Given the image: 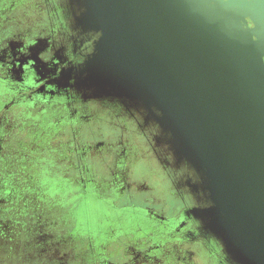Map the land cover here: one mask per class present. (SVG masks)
I'll list each match as a JSON object with an SVG mask.
<instances>
[{
	"label": "water",
	"instance_id": "95a60500",
	"mask_svg": "<svg viewBox=\"0 0 264 264\" xmlns=\"http://www.w3.org/2000/svg\"><path fill=\"white\" fill-rule=\"evenodd\" d=\"M72 6L74 27L102 32L82 84L146 113L176 154L212 174L206 227L233 262L264 264V0Z\"/></svg>",
	"mask_w": 264,
	"mask_h": 264
},
{
	"label": "flooded vegetation",
	"instance_id": "af4514ba",
	"mask_svg": "<svg viewBox=\"0 0 264 264\" xmlns=\"http://www.w3.org/2000/svg\"><path fill=\"white\" fill-rule=\"evenodd\" d=\"M31 1L20 0L10 12L9 8L1 12L0 80L19 89L10 95L2 110L27 117L43 116L44 121H48L51 119L46 118V113L54 107L55 117L52 122H44V127L50 137H54L60 128H66L70 135L66 148L75 158V167L64 174L58 185L70 189L83 208L90 207L85 216L88 228L81 230L86 241L78 243L73 251L70 248L54 251L52 259L57 262L55 264H66L71 260L76 264H201L197 258L199 249L208 255V264H226L222 263L228 262L226 257L223 259L228 253L225 241L212 234L196 216L201 214L198 212L201 209H196L199 214L184 209L196 206L198 200L188 195L177 200L176 196L171 199L162 193H150L141 177L132 182L135 184L132 193L123 191L131 181L128 180L130 177L120 175L133 174L128 173L129 167L113 172V158L127 156L131 150L128 146H116L109 132L110 125L116 123L121 126L128 123L126 130H131L132 116L125 106L107 107L109 104H106L104 107L100 99L88 106L83 103L84 91L79 94L74 88V74L67 79L63 73H69V70L73 73L78 67L73 64L84 55L85 59L88 57L85 54L87 49L80 51L82 40L88 33L71 27L74 21L70 24L69 18L60 12V0H35L34 9ZM25 4L27 6L22 7ZM12 24L17 29L15 34ZM21 24L24 30L20 29ZM10 34L18 37L30 34L32 44L5 48L4 37ZM118 115H123V120L115 122L120 118ZM107 116L114 120L107 121ZM7 130L1 131L0 143L8 138ZM3 156L1 151L0 162ZM0 175L4 174L0 171ZM95 175H113L116 180L113 176L100 179ZM104 186L110 189L104 190ZM4 199L0 194V202ZM173 204L176 208L171 207ZM208 204L205 200L199 203L203 207ZM52 224H57V219L51 216L48 223L41 225L42 241L50 234L45 229H51ZM52 233L59 234L58 231ZM62 233L65 236L73 234L69 229ZM34 235L37 236V230ZM23 257L26 256L23 254ZM42 261L39 260V264Z\"/></svg>",
	"mask_w": 264,
	"mask_h": 264
},
{
	"label": "rangeland",
	"instance_id": "374dc122",
	"mask_svg": "<svg viewBox=\"0 0 264 264\" xmlns=\"http://www.w3.org/2000/svg\"><path fill=\"white\" fill-rule=\"evenodd\" d=\"M19 3L20 0H0V11L9 8L10 12ZM26 4L22 7H26ZM2 22L0 20V23ZM20 26V29H25L23 24ZM13 27L15 28L14 24L11 25V28ZM16 30L15 28L13 34L17 32ZM1 40L0 35V48L3 41ZM4 40L3 47L13 48L16 44L30 46L33 38L30 34L19 35V37L10 34L6 35ZM84 63L74 68L73 73H70V70L69 73H63V77L67 79L72 78L74 74L75 83L73 86L79 94L84 91L83 103L88 106L89 103L100 99L103 101L104 107L106 104H109L107 107H118L119 105L124 107L123 104L112 98L91 96L94 89H89L87 85L84 86L79 78ZM2 81L3 83L0 80V133L2 130L8 129L9 136L0 143L2 146L0 152L2 151L4 155L0 162V171L4 174L0 175V194L5 198L0 202V264H39V260L42 261L44 258L48 259L46 262L42 261V264H55L57 262L52 259L55 257L53 252L67 248L75 250L78 243L86 241L85 234L81 230L88 228L85 216L90 207L83 208L70 189L58 185L64 179V174L70 173L71 168L75 167V158L66 148V140L70 135L66 128H60L57 132L55 131L54 137H50L47 128L44 127V122H52L55 117L56 112H54L53 106V109L46 113V118L51 119L48 121H44L43 116L27 117L2 110L10 95L19 91L15 85L6 84L7 82L3 79ZM4 113L5 115H3ZM106 118L107 121L114 120L109 116ZM107 189L110 188L104 186V190ZM51 216L57 219V224H52L51 229H45L47 234H50L46 235V240L42 241L41 225L48 223ZM204 226L206 227V225ZM68 229L73 234L62 235V232L68 231ZM36 230L37 236L34 235ZM54 231H58L59 234L52 233ZM198 251L197 258L200 263L208 264V255L203 250L199 249ZM226 252L228 253L223 259L225 260L226 257L228 262L222 259L224 261L222 263L250 264L248 262L235 263L230 258L229 248ZM49 253L50 257H48ZM23 254L26 256L25 258ZM66 264H76V262L71 260Z\"/></svg>",
	"mask_w": 264,
	"mask_h": 264
},
{
	"label": "crops",
	"instance_id": "0c3cea01",
	"mask_svg": "<svg viewBox=\"0 0 264 264\" xmlns=\"http://www.w3.org/2000/svg\"><path fill=\"white\" fill-rule=\"evenodd\" d=\"M72 2L73 0H60V3L58 4H61L60 7L62 9L59 8V10L67 19L69 18L68 20L70 21V24L72 23L71 21H74L75 24L76 16L73 10ZM31 3L34 9L36 7V1L32 0ZM6 9H2V12ZM74 24H71V27H73ZM73 28L79 29L81 32H86L80 27ZM124 108L127 112H129L130 115H128L132 116V120H130V122H133L132 129L129 131L126 130V126L129 128L128 123L122 126L120 123H116L115 125H110L111 133L109 132V134H112V139L115 141L116 146L120 148L122 146H128L131 150V153L127 156H118V159L113 158V172H119L122 169L129 167L128 173L133 174L120 175L130 177L128 180L131 181L128 187L123 188V191H128L129 194L132 193L133 190H135L133 188L135 184L132 182L135 178L141 177V180H145V184L149 190L148 192L150 193H162L164 195H168L171 199L176 196L177 200H182L181 196L183 198L185 195L191 196L193 200H198V204H196V206H186L184 209H192V212L195 214H199L196 209H201V211H198L201 214L196 216H199V218L202 219V222L205 223L203 217H206V212L211 213V210L215 208V203L213 201V197H215V195H213L212 191V176H206L212 174L207 173L201 167L189 163L176 154L170 144L163 139L164 132L160 125L148 118L146 113H141L132 107ZM115 116L117 115L115 114ZM118 116L120 118L118 120L115 119L116 122H119L121 118L123 120V115ZM157 125L159 126V130ZM185 163L189 165L190 169L195 171L198 179L194 180L192 177H189L190 172L184 165ZM103 170L104 172H107L106 169ZM97 176L112 177L113 175ZM200 192L204 196L201 195ZM129 194L126 195L128 196ZM202 200L208 202V206L203 207V205H199L200 202L202 203ZM171 207H175V205L173 204ZM186 212L187 211L184 212V218L186 217ZM210 223L212 224V222ZM209 231L221 238L219 232L215 230V227L209 228Z\"/></svg>",
	"mask_w": 264,
	"mask_h": 264
},
{
	"label": "clouds",
	"instance_id": "9594fccd",
	"mask_svg": "<svg viewBox=\"0 0 264 264\" xmlns=\"http://www.w3.org/2000/svg\"><path fill=\"white\" fill-rule=\"evenodd\" d=\"M102 36V32L100 31H96L94 33H88L87 35H85V39H83V43L81 44L80 46V51H84V49H87V51L85 52L86 55H91L93 54L94 52V44L96 41H98ZM90 37V38H89ZM85 62V55L83 56V58L73 64V66H79V65H82L83 63ZM158 127V130H159V126L157 125ZM187 169L189 170L190 172V176L189 177H192L194 180L195 179H198V177L196 176V173L194 170L190 169L189 165L187 163L184 164Z\"/></svg>",
	"mask_w": 264,
	"mask_h": 264
}]
</instances>
